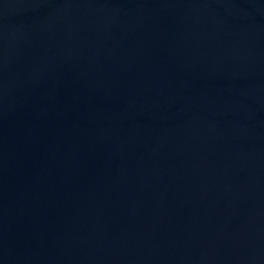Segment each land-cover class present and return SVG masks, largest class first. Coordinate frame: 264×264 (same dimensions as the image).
I'll return each instance as SVG.
<instances>
[{"label":"water","instance_id":"water-1","mask_svg":"<svg viewBox=\"0 0 264 264\" xmlns=\"http://www.w3.org/2000/svg\"><path fill=\"white\" fill-rule=\"evenodd\" d=\"M0 264H264V0H0Z\"/></svg>","mask_w":264,"mask_h":264}]
</instances>
